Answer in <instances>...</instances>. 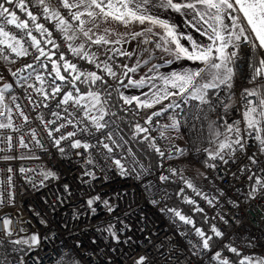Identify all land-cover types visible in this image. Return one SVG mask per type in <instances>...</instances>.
Instances as JSON below:
<instances>
[{"label":"built area","instance_id":"obj_1","mask_svg":"<svg viewBox=\"0 0 264 264\" xmlns=\"http://www.w3.org/2000/svg\"><path fill=\"white\" fill-rule=\"evenodd\" d=\"M49 2L68 17V10L60 7L58 0ZM29 8L39 15V22L44 23L45 27L52 31L53 39L60 46V52L65 54L66 59L76 63L82 71H95L105 77L108 85L118 95L119 109L129 114L137 124L148 128V134L155 138L156 145L164 155L161 156L157 152L158 169L155 173L149 171L111 115L105 117L109 124L104 132L111 131L119 145L113 146L112 155L121 159L122 163L127 164L130 159H134L138 165H142V169L137 166V171L141 173L139 176L133 174L122 177L114 168H104L101 172L100 166L106 163L101 155L106 152L102 146L85 151L68 148L70 141H62L67 151V155H62L53 146L38 115H42L46 121L56 120L57 118L51 115L52 111H59L67 116L73 109L69 105L57 108V102L61 98L57 96L55 100L48 101V107L33 110L28 105L25 89L15 83L8 97L15 95L19 98L18 102L29 115L30 122L25 124L22 118L13 112V123L19 126L21 131L0 130V192L4 193L3 202L0 203V237L6 241L9 239L3 231L2 220L5 218L12 221L11 239L27 237L32 233L40 235L39 246L24 254V264H136L140 257L146 258L144 264H218V261L213 259L216 251H220L222 257L229 258L231 264H239V259L243 255L264 257V192L257 193L255 199L248 196L254 183V180L248 179L249 175L255 173L264 177V171H261L264 169V153L259 151L258 142L246 136V150L237 151L232 156L226 154L227 163L219 159L211 160L205 151L216 144L213 128L224 133L225 123L234 124L237 121L240 122V127L244 128L245 103L242 93L244 89H250L254 84H264V80H251L252 68L249 64L253 62V50L250 46L241 45L232 87L221 86L216 89L212 98L208 99L209 103L204 104L189 97L178 99L168 97L151 109L138 108L135 104L123 103L120 99L123 86L119 85L116 79L108 76L102 68H96L95 64L73 56L67 45L75 44L74 41H67L55 28L54 21L44 19L42 9L36 7L35 0H31ZM72 23L75 25L77 22ZM6 30L17 36L23 35L13 25H7ZM33 34L36 35L34 31ZM25 39L27 40V37ZM143 39L144 37H140L137 44L128 51L133 53L131 57L107 53L110 45H95V53L101 61L108 56H114V60L110 62L113 63L119 78L125 82V77L119 75L123 72L121 65L134 64L139 60L147 67L149 64L157 63L161 58L168 59L166 53L155 49L152 44L141 43ZM149 39L157 38L150 36ZM144 48H148L149 51H143ZM30 51L32 55L27 57H12L18 65L17 69L34 62L35 50ZM143 60H149V63L144 64ZM44 63L48 61L45 60ZM29 71L31 70H25L19 75H27ZM44 74L47 75L46 72ZM29 83L39 86L34 77ZM32 95L39 99L35 92H32ZM169 103L178 106L167 109L158 117H153L151 124L145 123L153 111ZM9 106H13L10 99ZM65 108L68 112H64ZM173 118L177 122V127H164L171 125ZM60 122L63 121H57ZM29 128L36 130L44 149L31 141ZM74 130L76 129L69 125L61 129V132ZM161 132L164 133L163 136ZM21 134L25 136L27 148L19 145L18 137ZM9 135L13 137L11 147L3 142ZM58 135L60 133H54V136ZM75 138L86 139L96 145L97 138L103 139V136L101 133L89 136L87 133L81 134L77 131ZM77 152L81 155L77 156ZM89 152L92 158L99 161L100 166L95 167L96 179L82 176V172L93 167L86 163L90 158ZM5 156L14 158L3 159ZM249 156H255L258 163L252 164ZM209 164L216 166L209 167ZM9 168L12 169L11 172L8 171ZM21 168L34 169L37 174L51 169L56 172L59 179L49 180L43 186L37 182V186L33 187L26 177L36 179V176L31 172L21 173ZM9 176L12 177L11 181L8 180ZM161 176H167L168 179L161 180ZM84 179L88 182L84 183ZM163 181H170L176 185L185 202L194 209L202 208V212H197L224 233L222 237H215L216 241L210 250H201L198 255H193V245L197 244L200 238L196 236L192 225L185 224L173 212L168 211L179 210L167 204V197L173 194V189L165 188ZM185 181L191 182L194 188H189ZM65 184L69 185L70 192H65L63 187ZM197 191L201 195H197ZM9 192L13 194L12 199H9ZM96 195L101 197V201L109 200L114 206V211L109 213L103 203L97 201L93 206L96 211L89 212L86 200ZM205 195L213 199L212 205L204 199ZM190 200L195 203H189ZM220 217H224L228 223H224ZM109 225L117 231L120 242L107 232ZM229 244L237 247L241 256L228 251L225 245ZM20 256L21 254L18 261Z\"/></svg>","mask_w":264,"mask_h":264},{"label":"snow or ice","instance_id":"obj_2","mask_svg":"<svg viewBox=\"0 0 264 264\" xmlns=\"http://www.w3.org/2000/svg\"><path fill=\"white\" fill-rule=\"evenodd\" d=\"M31 0H0V60L15 63L12 59L15 57H27L32 55L30 49L35 50L34 62L25 64L24 68L11 71L8 69L13 77H16V83L25 89V95L33 110L41 107H48V101L55 100L60 96L56 107L61 105H69L73 112L64 116L59 111H52L51 115L56 117V120H45L42 115H38V119L44 125L48 137L59 153L67 155L66 147L62 145V141H70L67 145L71 149H90L102 146L106 152L101 153L106 163L102 166L99 161L91 157L89 152V159L86 163L90 166L89 170L82 172L83 177H91L96 179L95 167L100 166V171L104 168H114L118 170V174L122 177L141 173L137 171L138 165L134 159H130L129 163H122L121 159L115 158L113 154L114 147H119L114 134L111 131L104 132L108 128L109 121L105 119L106 116H115L116 113H110L106 105L111 98V86L108 85L107 80L103 75L95 71H82L77 67V64L65 58L63 52L59 53L57 59L56 52L47 49L45 45H50L51 48L59 49V45L53 39V33L49 28L45 27L44 23L39 22V15L35 14L30 8ZM60 7L68 10V17L63 15L59 8L53 7L49 0H35L36 7L42 9V15L47 21H54L55 28L63 34L64 38L69 41H77L82 35L85 39L78 44L68 43L67 47L73 56L79 59L86 60L90 64H95L96 68H102L108 76L116 79L118 84L127 87L143 88L144 85L151 84L155 91L144 93L141 96H126L120 93V99L125 105L135 104L138 108L151 109L162 101L167 100L170 96L176 95H192L194 99H198L201 103H209L208 90L218 89L221 86L226 88L232 87V81L235 76V69L237 60L239 59L240 49L242 44H247L252 50L264 49V0H58ZM14 9H19L23 12L27 19H21ZM158 9L164 13H177L184 18V24L191 30L184 32L180 27L173 23L169 18H162L158 12L153 11ZM115 20L124 25L136 22L141 25L147 23L150 25L141 32L131 33L133 40L144 37L141 43L148 45L152 44L155 49L171 55L175 60L186 59L193 62H199L202 67L196 69H185L182 72H171L159 78L163 82V87L156 88L152 83L153 78L149 76L142 77L139 80H134L129 76V73L137 71L140 67L141 61H137L136 66L129 67L127 64L121 65L123 72L120 76L128 77L127 83L120 79L117 71L114 70L113 63L114 56H108L107 59L99 60L95 52L86 50L92 45L109 46L107 53H113L115 56L131 57L133 53L125 51L123 48H117L115 45L126 44L129 41L125 39L128 33L119 34L113 33L110 29H104L102 34H97L93 29H98L100 24L108 20ZM73 21L77 22L73 25ZM7 25H13L20 30L23 35L17 36L15 33L6 30ZM88 25H91L89 27ZM159 28L160 31H154ZM33 30L40 34L43 40L33 34ZM193 32L205 37L207 42L203 43L196 39ZM116 35V39H111L112 35ZM150 36H155L157 39H149ZM27 37V40L25 39ZM186 41L187 44L182 43ZM27 45V46H26ZM143 51L148 52V48ZM151 55V54H150ZM43 58V59H42ZM47 60L49 63H44ZM144 64L149 63V60H143ZM167 63H172L168 60ZM49 64L51 67L49 68ZM252 68L251 80H264V58L254 59L249 64ZM158 65H153L149 69L150 72L155 71ZM30 69L27 75H19ZM63 70V71H62ZM47 73L45 76L44 73ZM39 82V86L35 83H29V80ZM51 79H48V78ZM3 76H0V80ZM57 81L63 82L58 83ZM83 83L90 85V90L81 93L77 84ZM13 88L12 83H3L0 85V106L5 110L0 111V130L12 129L13 131H21L19 126L13 123V112L22 118L25 124L30 122L29 115L26 114L24 107L18 102V97L11 95L9 99L12 102V107L5 103L6 93ZM68 90H65V89ZM31 89V91H29ZM170 89H178V92H173ZM32 92L38 94L39 99L32 95ZM242 99L245 103V110L243 112L244 128L240 127V122L234 124L225 123V132L220 133L213 128V133L217 139V146L214 150L207 151L211 160H221L224 163L228 161L225 155H234L237 151L246 150V136L252 137L258 142V148L261 153H264V84H254L252 88L244 89ZM173 103L161 107L157 111H153L147 117L145 123L151 124L153 117L160 116L167 109L172 108ZM228 107V105H225ZM64 112H68L65 108ZM82 113V115H81ZM6 121V122H5ZM57 121H63L57 123ZM49 125H55L49 127ZM72 125L76 130L62 133L61 129ZM164 127L176 128L177 122L173 118L171 125ZM134 135L144 133L143 140L149 143L161 156L164 152L156 145L155 138L148 133L149 130L140 124L134 125ZM77 131L81 134L87 133L89 136L94 133H101L103 139L97 138V144L93 145L86 139H76ZM31 141L41 149L44 145L37 137L36 130L28 129ZM54 133H60L54 136ZM164 133L161 132V136ZM223 136V139L220 137ZM13 137L7 136L3 142H6L11 147ZM19 145L27 148L28 143L25 141V136L21 134L18 137ZM77 156L81 153L77 152ZM3 159H13L14 157H2ZM25 158V157H20ZM33 158V157H27ZM38 158V157H35ZM249 161L252 164L258 163L255 156H249ZM209 167H215V164H209ZM244 169H242L243 171ZM12 171L11 168L8 169ZM264 171V169H261ZM21 173L31 172L36 176L33 179L31 176L26 177L33 187L39 185L43 186L49 180L59 179L56 172L51 169H46L38 174L34 169H20ZM175 174V170H173ZM107 179V177H104ZM9 176L8 180L11 181ZM161 180H167V176H161ZM249 180H254L251 186V191L248 193L249 198L255 199L257 193L264 192V177L257 176L252 173L248 177ZM87 183V179L83 180ZM189 188H194L193 184L185 181ZM65 192H70L69 185L65 184ZM195 190V189H194ZM183 191V189H181ZM4 193L0 192V203L3 202ZM197 195H201L197 191ZM9 199L13 198L11 192L8 193ZM204 199L209 205L213 204V199H209L207 195ZM97 201H101V197H89L86 200L87 209L89 212H95L93 207ZM109 213L114 211V206L109 200L101 201ZM189 203H195L189 201ZM202 212V208L195 209ZM173 212L175 216L183 221L185 224L192 225L196 236L200 238L197 244L193 245V255H198L201 250H210L212 246L213 235L215 237H222L224 233L217 228L215 224L211 226L213 235H208L206 232L195 227L194 221L190 217H186L179 211L168 209ZM224 220V217H220ZM46 223L45 221H41ZM224 223H228L224 220ZM12 221L10 218L2 220L3 231L5 236L9 239H0V247L5 243L13 245L11 249L14 253H21L19 264H24V254L31 251L33 247L39 246L41 237L38 233H32L27 237H19L11 239L13 231L11 229ZM23 231V230H21ZM107 232L117 242H120L119 235L112 225L107 227ZM231 253L241 256L240 250L232 245H225ZM38 259V258H37ZM213 259L218 261V264H231L229 258L222 257L220 251L214 253ZM146 258L140 257L136 264H144ZM4 264H7L4 258ZM239 264H264V257L256 258L250 255H243L239 259Z\"/></svg>","mask_w":264,"mask_h":264},{"label":"trees","instance_id":"obj_3","mask_svg":"<svg viewBox=\"0 0 264 264\" xmlns=\"http://www.w3.org/2000/svg\"><path fill=\"white\" fill-rule=\"evenodd\" d=\"M19 15L21 19H27L26 15L23 12H20L19 9H14ZM35 32V30H33ZM35 34L39 37V33L35 32ZM41 39V38H40ZM50 47V46H49ZM57 53L56 59L59 56L60 50H54ZM264 58V53L260 56L256 50H253V61L254 59ZM49 63V62H48ZM51 65H49V68ZM63 71V70H62ZM58 83H63L57 81ZM77 86L80 88L82 92H86L90 90V85L79 83ZM67 90V88L65 89ZM112 92L111 98H109V102L106 105L110 113H116L115 116H112L115 121L117 122L121 132L130 142L132 148L143 161L145 166L148 168L149 171L155 173L158 169V162H159V155L158 153L152 148L149 147V143L141 138V134L134 135L136 125V121L127 113L119 109L118 106V95L116 91L111 88ZM163 186L165 188H172L173 194L167 197V204L169 206H175L180 212H183L186 217H190L195 224V227L203 229L206 234L213 235L211 231V221L206 219L201 213L197 212L192 205L185 202L183 195L179 192V189L176 185H174L170 181H163ZM0 239H2L0 237ZM216 241L215 236L213 235L212 244ZM13 245L10 243H5L4 246L0 247V264H4V258L7 260V264H19L18 256L21 253H14L11 251Z\"/></svg>","mask_w":264,"mask_h":264},{"label":"crops","instance_id":"obj_4","mask_svg":"<svg viewBox=\"0 0 264 264\" xmlns=\"http://www.w3.org/2000/svg\"><path fill=\"white\" fill-rule=\"evenodd\" d=\"M153 11L158 12L162 18L171 19V21L173 23L177 24L180 27L181 31H184V32L191 31L184 24V18L182 16H180L179 14L173 13V12L164 13L162 11H159L158 9H153ZM17 15H19V14L17 13ZM88 26L90 27L91 25H88ZM149 26L150 25H148L147 23H145L144 25H141V24L136 23V22L130 23L128 25H124L118 21L110 19L107 22L101 23L100 27L98 29H93V31L96 32L97 34H102L103 30L107 28V29L112 30L113 33H119V34L128 33L129 35L126 36L125 39L128 40L129 42L126 44L115 45V47L123 48L125 51H129L131 48H133L137 44V41L140 38L139 37V38L133 40L131 38L130 34L133 32H141ZM154 31L159 32L160 29L156 28V29H154ZM78 35L80 36V39L75 41V44H78L85 39L79 33H78ZM193 35L196 39L200 40L201 42H203V43L207 42L205 37H202L199 34H196L195 32H193ZM39 38H41L42 40L44 39V38L40 37V35H39ZM110 38L116 39L117 37H116V35L113 34ZM182 43L187 44L186 41H182ZM47 46L49 47L50 45H47ZM49 49L51 51L55 52L54 51L55 49L51 48V46L49 47ZM86 50L89 51L90 53L95 52V45H92L90 48L86 47ZM255 50L258 52V54H260V56L262 55V53H264V49H255ZM166 55L168 56V59L161 58L157 61V63L149 64L147 67L140 64V67L137 68V71L129 73V76L134 80H139L145 76L152 77L153 78L152 83L155 84L156 88H161V87H163V82L159 78L161 75L166 76V75L170 74L171 72H182L185 69H196L198 67H202V65L199 62H193V61H189L186 59L175 60L171 55H168V54H166ZM53 59H56V56H54ZM168 60H172V63H167ZM127 65L129 67H134V66H136V63H134V64L128 63ZM153 65H158V67L155 69V71L150 72L149 69L152 68ZM127 80H128V77H126L125 83H127ZM232 83H233V81H232ZM170 90L173 92L179 91L178 89H170ZM152 91H155V89L152 87L151 84H147V83L144 85L143 88H136V87H131V86L127 87V88L122 87V93L126 96H141V97H143L144 93L150 94ZM215 91H216V89H209L207 99H211L212 96L214 95ZM181 96H182V94L176 95V96H170V97L175 99V98H179Z\"/></svg>","mask_w":264,"mask_h":264},{"label":"rangeland","instance_id":"obj_5","mask_svg":"<svg viewBox=\"0 0 264 264\" xmlns=\"http://www.w3.org/2000/svg\"><path fill=\"white\" fill-rule=\"evenodd\" d=\"M91 27V26H90ZM37 36V35H36ZM38 37V36H37ZM39 38V37H38ZM75 43V41H74ZM45 47L47 49H49V47L47 45H45ZM60 50V49H59ZM61 53V52H60ZM47 62V60H46ZM50 65V64H49ZM17 67L18 65L16 63H11L9 61H3V60H0V76H3V79L0 80V85H2L3 83H12L13 86L14 84L16 83V80L17 78L16 77H13L10 72L8 71V69H11V71H16L17 70ZM233 84V83H232ZM11 91V89L5 94L6 95V99H5V103L8 104L9 106V97H8V94L9 92ZM84 93V92H82ZM185 97H189V98H193L192 95L188 94V95H184L182 94L181 97L179 98H185ZM174 99V98H173ZM175 99H178V98H175ZM2 110H5L3 108V106H0V111ZM3 119V118H1ZM6 122V121H5ZM137 124V123H136ZM141 137H143V135H141ZM220 139H223V136L220 137ZM217 146V140H216V144L213 148H211L210 150H214ZM175 207V206H174ZM183 213V212H182Z\"/></svg>","mask_w":264,"mask_h":264},{"label":"bare ground","instance_id":"obj_6","mask_svg":"<svg viewBox=\"0 0 264 264\" xmlns=\"http://www.w3.org/2000/svg\"><path fill=\"white\" fill-rule=\"evenodd\" d=\"M125 81H126V77H125Z\"/></svg>","mask_w":264,"mask_h":264}]
</instances>
